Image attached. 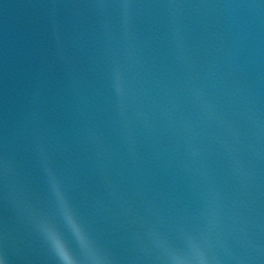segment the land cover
I'll return each instance as SVG.
<instances>
[{"label": "water", "instance_id": "1", "mask_svg": "<svg viewBox=\"0 0 264 264\" xmlns=\"http://www.w3.org/2000/svg\"><path fill=\"white\" fill-rule=\"evenodd\" d=\"M264 264V0H0V264Z\"/></svg>", "mask_w": 264, "mask_h": 264}, {"label": "clouds", "instance_id": "2", "mask_svg": "<svg viewBox=\"0 0 264 264\" xmlns=\"http://www.w3.org/2000/svg\"><path fill=\"white\" fill-rule=\"evenodd\" d=\"M50 240L52 242L53 250L61 260L62 264H72L71 256L66 250L63 242L54 234L50 235Z\"/></svg>", "mask_w": 264, "mask_h": 264}]
</instances>
